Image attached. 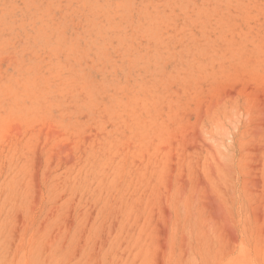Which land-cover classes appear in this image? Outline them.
<instances>
[{"label":"rangeland","instance_id":"obj_1","mask_svg":"<svg viewBox=\"0 0 264 264\" xmlns=\"http://www.w3.org/2000/svg\"><path fill=\"white\" fill-rule=\"evenodd\" d=\"M0 264H264V0H0Z\"/></svg>","mask_w":264,"mask_h":264}]
</instances>
